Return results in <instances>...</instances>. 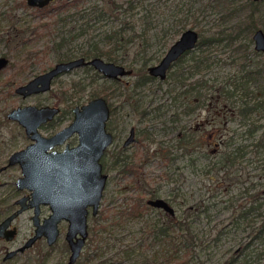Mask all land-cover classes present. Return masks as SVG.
Segmentation results:
<instances>
[{
  "label": "rangeland",
  "instance_id": "rangeland-1",
  "mask_svg": "<svg viewBox=\"0 0 264 264\" xmlns=\"http://www.w3.org/2000/svg\"><path fill=\"white\" fill-rule=\"evenodd\" d=\"M24 1L27 0H0V56L9 59V64L0 71V165L7 162L13 151L31 141L24 127L8 118L7 113L13 108L57 103L68 108L71 98L73 102L85 104L96 96H104L113 109L108 126L115 139L108 147L104 169L108 180L99 213L89 216L92 231L82 250V259L97 246H101V253L94 261L100 260L102 264H148L150 261L152 264H165L168 263L165 262L166 256L176 250L181 256L184 247L175 249L176 245L170 238L163 235L154 238L149 232L152 224L167 220L166 211L152 206L144 214L136 216L120 213L135 199L143 201L159 195L169 199L176 207V214L183 217L187 216L190 205L209 204L208 212L198 213L194 208L189 209L194 214L187 218L200 244L197 243L194 258L188 257L181 264L226 263L235 250L251 239L252 230L264 214L263 204L247 218H242L238 225L232 224L241 211L240 206L250 204L247 201L250 194L259 190L261 199H264V147L255 144L264 127V105L250 113L249 119L235 115L237 107L244 101L249 100L253 104L264 99V54L255 50V29L250 31L246 28L252 11L249 0L138 1L130 12L132 15L127 16L134 28L127 29L129 34H139L144 28L148 29V49L137 54L144 46L138 38L136 44H127L131 47L127 53L120 49L117 54L118 58H124L118 63L133 69L131 75L122 77L117 84L94 67H80L56 78L51 91L22 97L15 91L18 86L53 67L60 57H80L91 43L102 37L99 35L102 29L108 25L120 27L122 22L116 17L108 23L96 21L91 8L103 5L104 0H53L47 5L50 8L43 11L28 3L24 5ZM63 1L70 2L69 6L60 8ZM257 2L254 12L256 29L264 31V0ZM86 23L91 26L90 30L76 36ZM236 24L245 29L243 36L231 43L225 40L210 47L207 52L213 64L210 69L190 76L189 58L199 52L196 49L187 55L186 60L172 66L165 80L156 78L144 85H135V68L140 63V60L133 62L136 55L140 59L146 55L151 59L150 65L157 64L187 28L210 31L215 25L228 29ZM165 30H168L167 35H164ZM63 39L64 44L58 47L56 44ZM100 46L104 49L111 47L103 43ZM242 64H246L247 70H260L253 73L254 77L245 90H238L233 97L224 99L222 95L214 96L218 92L215 89L201 87L208 98L202 107L188 111L186 107L190 103L180 93L187 85L180 86L176 74L184 72L186 83L205 76L207 84L216 88L230 80L233 88L242 81L240 76L245 73L241 70ZM96 72L99 74L95 75ZM71 94L73 97L64 100L65 95L70 97ZM231 113L235 117L230 118ZM69 117L68 113L65 119ZM62 121L58 122L56 129ZM250 121L262 124L253 135L246 133V122ZM131 126L136 127V139L123 147ZM41 130L44 133L54 131L44 126ZM187 131L195 132L197 142L188 147L177 144V135ZM210 131L216 133L212 140H208ZM229 138L233 140L231 148L239 143L244 145V154L231 165L221 164L225 141ZM214 140L222 142L221 145L216 148ZM164 152H169L167 159L161 157L160 153ZM116 154L121 158L114 166L112 161ZM21 174L19 163L9 165L0 173V220L16 207L15 199L27 191L16 185ZM33 212L29 208L15 218L19 234L13 242L0 238V264L3 263L5 247L23 244L34 230ZM49 212L50 208L46 207L44 213ZM260 212L263 213L259 215ZM59 226L61 233L54 244L40 238L10 259L9 264H68L70 250L65 238L68 223L62 221ZM223 226L228 232L214 242L213 237ZM201 240L206 241L207 248L201 245ZM250 248L254 249V264H264V238L256 239ZM154 255L159 263L152 260Z\"/></svg>",
  "mask_w": 264,
  "mask_h": 264
},
{
  "label": "water",
  "instance_id": "water-1",
  "mask_svg": "<svg viewBox=\"0 0 264 264\" xmlns=\"http://www.w3.org/2000/svg\"><path fill=\"white\" fill-rule=\"evenodd\" d=\"M53 0H27L28 5L42 8ZM260 1V0H255ZM255 49L264 53V31L261 28L253 34ZM200 40L199 31L187 28L170 46L163 58L149 65L151 76L165 80L172 65L188 51L197 47ZM9 64L6 56H0V71ZM93 66L109 79H121L133 73V69L123 64L106 60L101 56L86 59L80 56L71 60L57 62L47 71L38 74L27 83L16 88V93L23 97L47 92L52 88L53 81L67 73L84 66ZM60 112L56 106L35 104L18 106L8 113L11 120L21 123L27 135L32 139L25 147L13 151L9 163L19 162L22 174L17 178L19 188H28L29 194L19 197L16 202L19 208L9 214L0 223V236L12 238L16 227L10 228L13 219L29 207L34 208L32 215L35 224L34 234L22 245L8 252L12 256L31 246L39 237L45 236L48 244H54L61 233L60 222L68 221L66 239L70 246L69 263L75 262L81 254L88 237L89 206L94 214L98 213L108 174L103 171L102 156L113 142L114 134L107 128L110 107L105 97L98 96L89 102L74 108L73 121L52 135H45L40 125ZM77 132L78 143L59 150L55 146ZM135 139V128L125 141V145ZM150 204L163 207L171 214L174 207L164 197L149 198ZM49 204L51 212L41 220V205ZM220 264H226L225 262Z\"/></svg>",
  "mask_w": 264,
  "mask_h": 264
},
{
  "label": "trees",
  "instance_id": "trees-1",
  "mask_svg": "<svg viewBox=\"0 0 264 264\" xmlns=\"http://www.w3.org/2000/svg\"><path fill=\"white\" fill-rule=\"evenodd\" d=\"M138 1L142 0H125L124 2H118L116 0H104L103 5L98 6L95 5L91 8V12L94 13V17L96 21H104V23H108L112 18H120V27H116L114 25L110 26L108 25L107 28L102 29L99 35L102 37L98 39L97 41L91 43L90 47L88 49H85L80 56L84 55L87 58L95 57V56H101L105 57L106 60L114 61L118 63L119 61H124V58H118L119 50L122 49L123 52L127 53L131 47H127V44L132 43L136 44V40L138 38L141 39L144 46L143 48L137 53L140 55L141 53H145L148 49V29H145L141 33H128V27L134 28L132 26V23L130 20H127V16L130 15L135 8ZM249 3L252 6L251 14L248 16V22H247V29L250 31L256 30L257 23L254 18V12L255 8L258 5V2L255 0H249ZM24 5H27V1L23 2ZM60 5V8H65L69 6L70 2L63 1ZM50 6L44 7V8H38L41 11L48 10ZM87 14V13H86ZM90 14V13H89ZM123 15V18L121 16ZM132 15V14H131ZM90 25L86 23L85 27L82 26L78 32L76 33V36L83 35L86 32L90 30ZM149 28V27H146ZM244 28L240 27L238 24L234 25L232 28H225L220 27L219 25H215L211 28L210 31H207V29L200 28L198 29L200 34V40L198 42V45L195 49L188 51L186 54H184L178 61L186 60L187 55L190 53H194L197 49L199 52L194 53L192 57L189 58V72L190 76L195 75L196 73H202L204 70H208L212 67V61H210V55L207 53L208 49L212 46H217L221 44L223 41L227 40L228 43H231L234 40H237L238 38H241L243 36ZM164 35L168 34V30L164 31ZM64 39L60 42H58L56 45L58 47L62 46L64 44ZM107 44L111 45V47L104 49L100 46V44ZM136 55V58L133 60V62H137L136 60H140L139 65L135 68L137 73V80L135 81L136 86L144 85L148 81L156 79V77L151 76L148 72V67L150 65V57L142 56L140 59L139 56ZM73 58V56H66V57H60L59 61L68 60ZM175 62L174 65L176 63ZM132 62V65L134 64ZM173 65V66H174ZM246 64H242L241 70L244 71L242 76H240V79L242 81L239 84H235L233 88L230 86L231 81H224L220 86L216 88V86H211L207 84V80L204 79L202 76L199 79H196L195 81H191L189 83H186V76L184 72L176 74L178 82L180 86L187 85L180 93L184 96V98H187L190 105L186 108H188V111L194 110L196 107L203 106V103L208 98L206 94H203L201 91V87L208 86V88L215 89V91H218L216 95H222L224 99H229L233 97L238 90H245L246 85L248 82L251 81L252 77H254L253 73L259 72L260 70L253 71L252 69L245 68ZM264 68V66H263ZM99 73L96 72L95 75ZM174 74V73H172ZM113 83H119V81H113ZM247 91H245L246 93ZM244 93V94H245ZM217 98V97H216ZM69 96L65 95L64 100H68ZM264 105V99L261 101L254 102L253 104H250L249 100L244 101V104H241L237 107V114L238 116H242L243 118H247L250 116V113L257 111L260 107H263ZM146 113V110L144 111V114ZM234 114L231 113L230 118L235 117ZM246 133L253 135L256 131H258L262 124L255 123L254 121L246 122ZM254 123V124H253ZM196 135L195 132L189 133V131L184 132L179 137V144L186 145L188 147L189 145H194L197 140L195 139ZM201 138L198 139V142ZM226 146L225 150L223 151V155L220 159L221 164H233L236 160L239 158H242L244 154V145L238 144L234 148H231L230 145H232L233 140L232 138H229L225 141ZM255 144L260 147H264V127L261 130V133L257 137ZM189 149V148H188ZM162 154L161 157H165L166 159L169 157V152L160 153ZM108 158V157H105ZM120 159V155L116 154L114 157V160L112 161V165H116ZM248 194V191H246ZM249 196V194H248ZM250 202V204H244V206H240V212L237 213V216L234 217L232 224L238 225L242 218H247L248 214H250L253 210L259 209L264 204V199H261V192L257 190L256 192L250 194V197L247 200ZM242 205V204H240ZM151 206L147 204L146 201H141L138 199H135L127 208L121 209L120 213L123 215H130V216H136L139 214H144L145 211H147ZM190 208H194L198 213H201L202 211L208 212L209 204H204L202 206L201 204H194L190 205L188 207V213L187 216H181V215H166V219L159 223H154V226L151 225L149 228V232H151L154 236V238H157V236L163 235L165 238H170L172 242L176 245L175 249H181L185 248L184 253L180 256L178 255V250L173 252L172 254H169L166 256L165 264H181L184 261L188 259V257L194 258L196 255V247L198 246L197 243L200 244V242L196 241V234L194 232V228L192 227L190 220L187 218L189 215L194 214L193 211L189 210ZM263 212H260L259 215H261ZM104 214V213H103ZM263 218L258 223L257 227L254 228L252 237L249 241L245 242L243 246L235 250V253L226 261V264H254V249L250 248V245L256 241V239H263L264 238V214L262 215ZM256 220H254L255 222ZM227 227L223 226L222 228H219L216 232L215 236L213 237L214 242H218L220 238L223 236L224 233L228 232ZM95 233H97L96 230H94ZM176 232V233H175ZM175 233V234H174ZM204 240V239H203ZM201 240V245L204 248H207L206 241L204 242ZM67 247L69 248L68 244ZM101 246H97L96 249L92 251H88L87 255L82 259L80 257L77 262L74 264H102L103 262H100V260L94 261L96 259V256L101 253ZM260 253V252H259ZM186 256V258H181L183 256ZM153 261L158 262L157 256H152ZM260 257V256H259ZM162 262V261H160ZM148 264H152V261H150ZM160 264V263H159ZM162 264V263H161ZM258 264H261V262H258Z\"/></svg>",
  "mask_w": 264,
  "mask_h": 264
},
{
  "label": "flooded vegetation",
  "instance_id": "flooded-vegetation-1",
  "mask_svg": "<svg viewBox=\"0 0 264 264\" xmlns=\"http://www.w3.org/2000/svg\"><path fill=\"white\" fill-rule=\"evenodd\" d=\"M256 50V49H255ZM257 51V50H256ZM258 52H260V51H258ZM260 53H263V52H260ZM264 54V53H263ZM82 56V55H81ZM84 56V55H83ZM86 59H91V58H93V57H91V58H87L86 56H84ZM74 58H77V57H74ZM74 58H71V59H74ZM71 59H68V60H71ZM63 61H66V60H63ZM60 62V61H59ZM120 64V63H119ZM174 65V64H173ZM172 65V66H173ZM90 65H87V66H84V67H89ZM91 67H93V66H91ZM172 68V67H171ZM170 68V69H171ZM99 72V71H98ZM102 74V73H101ZM103 75V74H102ZM60 77V76H59ZM58 78V77H57ZM109 79V78H108ZM112 81H120L121 79H111ZM55 81V80H54ZM54 81H53V83H54ZM52 88H53V84H52ZM52 88L49 90V91H51L52 90ZM16 91V90H15ZM49 91H47V92H49ZM43 93H45V92H43ZM18 94V93H17ZM38 94H42V93H38ZM101 96V95H100ZM23 97V96H22ZM71 97H73V94H71L70 95V97H69V99L71 98ZM96 97H98V96H96ZM104 97V96H103ZM95 98V97H94ZM106 98V97H105ZM93 99V98H92ZM73 99L71 98V103H70V101H69V103H70V105H69V107L68 108H65L64 106H62V104L60 105V103H57V104H42V105H38L37 104V106H39V107H42V106H47V105H49V106H56V107H59L60 108V112L58 113V114H56L54 117H53V119H51V120H48V121H46V122H44V123H42L41 125H40V130H41V126H44L45 128L46 127H48V128H50V129H52V130H54V131H52V132H50V133H44V132H42V130H41V132L43 133V134H45V135H52L53 133H55L56 131H58L59 129H61L62 127H64L65 125H67V124H69L71 121H73V119H74V117H75V113H74V108L76 107V106H78V105H83V104H78V102H73L72 101ZM106 100H107V102H108V104H109V107H110V117H111V113L113 112V109H112V107H111V104H110V102L108 101V99L106 98ZM67 101V100H66ZM90 101V100H89ZM88 101V102H89ZM24 106V105H23ZM9 113V112H8ZM8 113H7V116H8ZM69 113V115H70V117L68 118V119H65V117L67 116V114ZM110 117H109V120H110ZM9 118V117H8ZM10 119V118H9ZM64 119V121H62ZM109 120L107 121V128L110 130V128H109ZM15 121V120H14ZM59 121H62V125H60L57 129H56V127L58 126V122ZM64 122H66V123H64ZM21 124V123H20ZM22 125V124H21ZM23 126V125H22ZM24 127V126H23ZM132 127H134L135 128V139H136V127L135 126H131V128ZM131 128H130V132H131ZM25 129V128H24ZM112 131V130H111ZM26 132V131H25ZM113 132V131H112ZM130 132H129V134H130ZM27 134V133H26ZM113 134H114V132H113ZM129 134L126 136V138L124 139V141H123V147H125V146H127V145H129L131 142H133V141H131L129 144H127V145H125V141H126V139H127V137L129 136ZM183 134V132L181 133H179L178 135H177V144H179V137L181 136ZM215 132L214 131H210L209 132V134H208V140H212V139H214L215 138ZM28 136V135H27ZM114 139H115V134H114ZM32 140V139H31ZM78 140H79V136H78V133L77 132H75V133H73L72 135H70L66 140H65V142L64 143H62V144H58V145H56L55 146V148L56 149H59V150H61V149H63L65 146H66V144L68 143L70 146H73V145H76L77 143H78ZM114 141V140H113ZM31 142V141H30ZM29 143V142H28ZM27 143V144H28ZM113 143V142H112ZM111 143V144H112ZM221 143L222 142H219V141H217V140H214V145L216 146V148L217 147H219L220 145H221ZM26 144V145H27ZM110 144V145H111ZM109 145V146H110ZM181 145V144H180ZM108 146V147H109ZM181 146H184V147H186V145H181ZM108 147H107V149H106V151H105V153H104V155L102 156V163H103V171L104 172H106L104 169L106 168V158L105 157H108ZM11 155V154H10ZM10 157V156H9ZM120 158H121V156H120ZM9 159L10 158H8L7 159V162L6 163H4V164H2V165H0V173L3 171V170H5L9 165H11V164H15V163H9ZM16 163H19V162H16ZM20 164V163H19ZM21 166V165H20ZM21 169H22V167H21ZM107 173V172H106ZM108 174V173H107ZM20 176V175H19ZM107 180H108V178H107ZM17 185V184H16ZM18 187V186H17ZM19 188V187H18ZM20 189H24V188H20ZM27 189V191L24 193V194H22V195H20L19 197H21V196H23V195H26V194H29V192H30V190L28 189V188H26ZM19 197H17L16 199H15V204H16V207L12 210V211H10V212H8V213H6L5 215H4V217H2V219L0 220V223L9 215V214H11L13 211H15L17 208H19V206H20V204L19 203H17L16 202V200L19 198ZM103 197V196H102ZM156 197H163V196H159V195H154V196H151V197H148L146 200H144V201H146L147 202V204H149L151 207L152 206H154V205H152V204H150L147 200L149 199V198H156ZM165 198V197H164ZM167 201H169V203L174 207V209H175V213L174 214H171V213H169V212H167L166 210H165V208H163V207H158V206H154V207H156V208H160V209H162V210H164V211H166V213L168 214V215H171V216H174V215H176V207L173 205V203L169 200V199H167V198H165ZM102 200V199H101ZM142 201V200H141ZM100 206H101V204H100ZM46 207H49L50 208V206H49V204H42L41 205V212H40V217H41V220H43L46 216H48L49 215V213L51 212V208H50V212L48 213V214H45L44 213V209L46 208ZM30 209H33V211H34V208L33 207H29ZM29 208H27V209H29ZM26 210V209H25ZM24 210V211H25ZM99 210H100V208H99ZM23 212V211H22ZM21 212V213H22ZM34 213V212H33ZM98 213H99V211H98ZM98 213H96V214H94L93 212H92V207L91 206H89V215H88V230H89V234H90V232L92 231V226H90L89 225V216L90 215H97ZM20 214V213H19ZM18 214V215H19ZM17 215V216H18ZM33 215V214H32ZM32 215H31V218H32ZM16 216V217H17ZM15 217V218H16ZM15 218L13 219V221L11 222V224L9 225V227L10 228H12V227H16L17 228V231H16V233H15V235L12 237V238H7L6 236H0V238L2 239V240H4V241H7V242H13L15 239H16V237H17V235L19 234V226L14 222V220H15ZM33 219V218H32ZM62 221H67L66 219H63ZM61 221V222H62ZM60 222V223H61ZM34 223V222H33ZM67 223H68V221H67ZM34 230H35V228H34ZM34 230L30 233V236L31 235H33L34 234ZM89 234H88V237H87V239H86V241H85V244H84V246L86 245V243H87V240H88V238H89ZM65 235H66V233H65ZM30 236H28V238L30 237ZM27 238V239H28ZM40 238H45L46 239V237L45 236H41V237H39L37 240H39ZM65 238H66V236H65ZM26 239V240H27ZM47 240V239H46ZM58 240V239H57ZM66 243L68 244V246H69V243H68V241H67V239H66ZM34 244V243H33ZM32 244V245H33ZM22 245V244H21ZM20 246V245H19ZM84 246H83V248H84ZM18 247V246H17ZM17 247H10V246H6L5 247V252H4V255H3V257H2V264H9V260L10 259H13L19 252H21V251H18V252H16V253H14L12 256H7V254H8V252H10L11 250H13V249H15V248H17ZM30 247V246H29ZM28 248V247H27ZM25 250V249H24ZM23 250V251H24ZM69 250H70V246H69ZM83 250V249H82ZM81 254H82V251H81ZM81 254H80V256L78 257V259L81 257ZM78 259L75 261V262H77L78 261ZM75 262H73V263H69V260H68V264H74Z\"/></svg>",
  "mask_w": 264,
  "mask_h": 264
}]
</instances>
